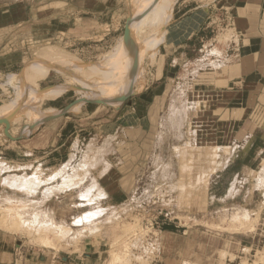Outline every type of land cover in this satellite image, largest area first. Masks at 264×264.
I'll return each instance as SVG.
<instances>
[{"label":"rangeland","instance_id":"obj_1","mask_svg":"<svg viewBox=\"0 0 264 264\" xmlns=\"http://www.w3.org/2000/svg\"><path fill=\"white\" fill-rule=\"evenodd\" d=\"M139 1L0 0V112L20 104L21 78L37 73L42 57L43 69L50 63L35 79L38 126L25 115L13 119L17 113L12 108L4 111H10L6 119L11 118L13 137L27 142L64 109H48L54 106L40 90L65 84L62 90H70L64 106L82 98L78 89L98 99V90L81 84L74 71H57L51 55L56 50L46 48L72 54L96 74L111 73L127 45V24L129 38L136 9L145 4ZM183 1L192 10L212 0H166L159 50L153 62L144 61L140 91L119 98L99 92L107 105L84 103L88 116L70 110L54 124L66 131L59 155L47 156L52 145L39 155L0 160V231L17 238L15 264H75L84 252L94 255L95 264H264V190L254 191L247 182L243 189L227 191L260 140L253 137L236 156V127L230 144H223L222 127L208 119V86L231 63L232 35L222 23L210 28L209 36L206 29L194 33L196 21L206 27L205 14L180 24L177 11ZM155 9L147 20L158 16ZM187 32V38L195 34L187 40L192 44L180 42ZM163 72L168 78L159 84ZM151 85L157 88L153 99L147 93ZM125 96V103L111 107ZM41 110L46 112L42 120ZM139 126L143 133L132 131ZM3 131L0 126L1 136ZM14 143L7 146L20 151ZM16 155L8 151V158ZM228 163L231 170L221 178L214 175L211 182V172ZM254 170L247 181L256 179L264 186V162ZM121 178L128 193L110 195L119 191L116 181ZM24 179L35 184L28 187ZM20 183L26 187H17Z\"/></svg>","mask_w":264,"mask_h":264},{"label":"crops","instance_id":"obj_2","mask_svg":"<svg viewBox=\"0 0 264 264\" xmlns=\"http://www.w3.org/2000/svg\"><path fill=\"white\" fill-rule=\"evenodd\" d=\"M184 4L185 1L181 3L177 11L182 14L180 24L188 21L192 22L194 21V17L199 14H205L207 16L206 27L202 28L200 24L201 22L194 21L195 23H193V27L191 28L194 33L197 30L206 29V36H209L212 32L210 28H215L216 23H220V25L222 23V25L230 31L233 39L232 50H234L235 53L229 59L231 63L216 72L212 84L208 86L212 89V95H210L212 113L211 115L208 113V119L213 121L215 125L220 126V128L222 127L223 144H225V142L230 144L231 128L236 127V135L234 136L235 147L233 148V152L237 154L236 156L241 154V149H244L253 137L256 138L255 141L260 140V143L258 142L259 145L256 146L252 156H249L245 161V164L242 166V169L236 172L227 191L232 192L237 188L243 189L246 187L247 182L251 184L254 191H263L264 186L260 181H256L255 179V181L251 183L252 181H247V179L255 173L254 165L259 163V161L260 163L264 162V0H212L206 5L198 6L192 10H187L188 6ZM189 12H191L193 18L188 15L190 14ZM194 33L187 38V35L189 34L187 32L180 42H188L192 44L190 41L193 40ZM47 77L48 76L40 82L44 81ZM164 78H168V75L165 76V73L163 72L158 80L159 84ZM64 85L65 84L48 88L44 91L40 90V92L47 95L45 101H51L50 103L54 106H48V109L51 111H58V108H55V106L67 109L71 105V108L61 117L51 120L59 114V112L54 113L52 117L47 119V121L51 120V125L42 130L39 129V133L35 136H31L27 142H23L22 138L13 141L9 139L3 131V135H0V160L16 161L22 159V157L24 155L26 156L29 152L32 153V155H39L42 150L49 148L52 145L54 146V150L52 149L47 156H55L61 153L60 150L63 149L61 147L65 144L60 145V143L64 141V133L66 131L58 130L54 124L62 120L70 110L78 115H91L89 112L84 113L82 102L93 100L91 96L90 98L86 97V93L83 89H78V93L82 95V98L64 106L67 102L65 96L67 91L70 90H62ZM156 89L155 85H151L150 89H148L147 93L151 99L156 96ZM120 105L121 103L119 102L112 107L118 108ZM95 112L96 110L93 114ZM45 113L46 112L41 110V120L45 117ZM137 121L141 122V119H138ZM138 130L143 133V126H139L138 129H132L133 132ZM116 138L117 136L112 137V139ZM11 141L15 142V146H17L20 151L7 146V143ZM221 147H223V149L226 148L225 146ZM23 148L27 149L24 150ZM9 150H13L17 155L13 158H8ZM115 153L125 156L119 151H116ZM36 157L39 159L38 156ZM232 162L234 163V161ZM231 166V163H228L216 173L211 172L210 181L213 182L214 175L216 174H218L217 178L224 176V174L231 170ZM124 168L126 167L124 166ZM117 170L120 171L122 168H117ZM110 182L113 183L112 180ZM116 182L119 185V191L116 194L111 193L110 195L116 196L118 194L125 195L128 193V188L125 187L123 178ZM211 184L212 183L208 184V190L211 189ZM17 247V238L15 236L0 231V264H15V262H17V253L15 252ZM94 260V255H92L91 252H84L79 256L75 264H95Z\"/></svg>","mask_w":264,"mask_h":264},{"label":"bare ground","instance_id":"obj_3","mask_svg":"<svg viewBox=\"0 0 264 264\" xmlns=\"http://www.w3.org/2000/svg\"><path fill=\"white\" fill-rule=\"evenodd\" d=\"M140 1H142V0H140ZM135 2H134V4H135ZM143 2H145V4L142 5L141 4L142 2H141L140 3L141 7L138 6V4H137V6H138L136 9L137 14H135V15H137V17L133 15L134 16V19H133L134 25H133V28L130 29V30H132V32L130 33V31H129V38L126 36V38L128 40H127V45L125 47V50L123 49V51H121L122 48L120 49L121 53L122 52L123 53L121 55L117 56L118 61H117V63H115L117 66H116V68L112 69L113 71L111 73L108 72L109 74L105 73L106 75H102L101 73H103L104 71L103 72L100 71L101 72L100 74H99V72L96 74V73L92 72V70H90L88 68H84V66L80 62H78L77 60H75V58H73L72 54H69V53L63 51L62 49H60L58 47H48L46 49L56 50V52H53V54H51V55L55 56L54 57L55 59L53 58L54 60L52 62L54 64V67H56V70L59 71V70L63 69L62 71H65L66 69L64 70V68L66 67L67 69H69V71H70V69L72 71H74V73H76V75L79 77L78 79H80V78L82 79V81L80 80L81 84H82V82H83V84L87 83L88 85H90L89 89L94 87L93 91L98 90V93H97L98 99L97 100H101V98L99 96V92H104L105 94L109 95L112 98H119L121 96L128 95L131 93H136V92L140 91L144 85L143 64H144V61L146 59H150V62L151 61L153 62V59L157 55V51L159 50L158 45H159V42L161 39L162 30H163V20H164L165 11H166V4H165L166 0L165 1L164 0H161V1H159V0H148V1H146L145 0ZM137 3H138V0H137ZM154 8L157 9L158 16H155V18L153 17V19L149 18L152 20H147V17H149L147 15L150 14L149 12H155ZM134 10L135 9H133V13L135 12ZM151 10H153V11H151ZM150 15L154 16V14H152V13ZM135 17H136V19H135ZM151 37H153V38H151ZM43 59H44V57H42V60ZM42 60H41V62H42ZM116 60H117V58H116ZM50 61H51V58H50ZM41 62L39 63V66H38L39 70L37 71V73L33 74L34 72H31L32 75L25 74V76H23L21 78V80H22L21 82H23L25 86H22V87H24V89L22 88L23 91H22L21 95L19 96L20 98L17 97L18 99H20V104L17 103L14 105L6 106V108L7 107H9V108L8 109L5 108L6 110L4 109L0 112V119H6V117H8L7 115L10 114V111L6 112L5 114H4V111H7V110L12 108L11 111L14 110L13 114L17 113L16 115H14V117H12L13 119H16L20 116L25 115V116H27V118H32V121L34 122V124L38 123L37 120L39 119V114H40V111H39L40 110V108H39L40 107V94H39V91L37 88L38 80L36 82L35 79H36L37 75L39 74L38 72H40V74H42L45 71V69L48 68V65L50 64L49 63L46 67L44 66L45 69H43V67H41V66H43L44 62L43 63H41ZM71 65H72V67H71ZM42 69L44 71H42ZM47 70H49V69H47ZM41 71H42V73H41ZM62 71H60V72H62ZM95 72H97V71H95ZM44 74H45V72L42 75H44ZM42 75H39L40 79H41V77H43ZM71 75L73 77V74H71ZM77 76H74V77H77ZM74 77H73V79H74ZM19 80H20V78H19ZM77 81H79V80H77ZM15 82H16V79H15ZM83 88H84V85H83ZM86 88H88V87H85L84 89H86ZM125 97H123V98H125ZM14 102H16V100H14ZM14 102H12V103H14ZM110 105L112 107L114 104H110ZM13 107H15V108H13ZM9 119H11V118H9ZM10 122H11V120H10ZM38 124H37V126H38ZM10 125H11V123H10ZM28 180L29 179H27V181H26V179L23 180L24 182L25 181L27 182V184H26V182L24 183V184H26V186H28V185L30 186V185H32V183H34L33 180H31V181L29 180L31 182V184H30L28 182ZM34 180L37 181L36 179H34ZM20 184H18L17 187L20 186L22 188L23 184H21V185ZM34 184H33V186L37 185V184L36 185H34ZM26 186L23 185V187H26ZM88 218H90V217H88ZM114 257H115V255H114Z\"/></svg>","mask_w":264,"mask_h":264},{"label":"water","instance_id":"obj_4","mask_svg":"<svg viewBox=\"0 0 264 264\" xmlns=\"http://www.w3.org/2000/svg\"><path fill=\"white\" fill-rule=\"evenodd\" d=\"M129 22V21H128ZM127 33H128V24H127V27H126V31H125V36H127ZM46 89V88H45ZM44 90V89H43ZM129 98V96L123 98V100L121 101V104L125 103L127 101V99ZM78 101V100H77ZM83 104L84 103H90V104H99V105H107L104 101L102 100H92V101H84L82 102ZM71 108V105L67 108V109H63L58 115H56V117L52 118L51 120H54L58 117H61L67 110H69ZM50 120V121H51ZM0 126H4V133L5 135L13 140V141H17L18 139L20 138H15L13 137L11 134H10V129H11V125H10V119H0Z\"/></svg>","mask_w":264,"mask_h":264}]
</instances>
